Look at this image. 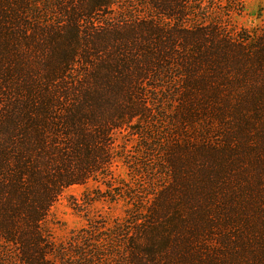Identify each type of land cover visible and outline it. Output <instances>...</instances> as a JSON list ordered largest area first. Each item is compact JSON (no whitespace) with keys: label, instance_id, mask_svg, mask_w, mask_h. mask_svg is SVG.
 <instances>
[{"label":"trees","instance_id":"1","mask_svg":"<svg viewBox=\"0 0 264 264\" xmlns=\"http://www.w3.org/2000/svg\"><path fill=\"white\" fill-rule=\"evenodd\" d=\"M241 12L0 0V264H264V27ZM90 180L124 217L53 242Z\"/></svg>","mask_w":264,"mask_h":264},{"label":"rangeland","instance_id":"2","mask_svg":"<svg viewBox=\"0 0 264 264\" xmlns=\"http://www.w3.org/2000/svg\"><path fill=\"white\" fill-rule=\"evenodd\" d=\"M242 12L234 16L233 24L247 30L264 27V0H241ZM113 167V177L128 179L127 169L120 164ZM115 182V183H116ZM104 186L94 180L65 189L51 207L44 226L55 243L65 244L70 236L89 226L109 227L124 217L126 205L103 198Z\"/></svg>","mask_w":264,"mask_h":264}]
</instances>
